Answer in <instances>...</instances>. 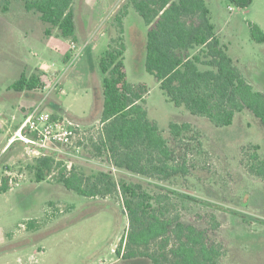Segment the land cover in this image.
Segmentation results:
<instances>
[{"label":"rangeland","instance_id":"rangeland-1","mask_svg":"<svg viewBox=\"0 0 264 264\" xmlns=\"http://www.w3.org/2000/svg\"><path fill=\"white\" fill-rule=\"evenodd\" d=\"M206 3L229 55L243 75L264 91V42L252 38L249 26L253 22L264 31V0H253L245 8L230 0ZM117 4L115 10L112 0H74L77 32L76 48H72L71 38L63 37L58 29L47 37L49 24L38 13L27 11L22 0H0V264H153L147 257L123 256L125 248L121 254L115 252L126 221L129 226L117 189L107 196L79 195L59 181L63 164L47 180L37 182L33 167L38 157L17 135L39 104L60 119L99 114L103 78L99 61L110 45H119L121 37L127 45V79L147 85L142 104L169 140L176 161L197 139L207 152L195 148L189 152L191 172L186 176L163 180L125 172L96 148L102 127L99 115L80 124L72 145L51 144L50 151L58 153V162L86 175L112 170L116 181L125 174L156 192L169 193L172 212H178L185 223L206 229L210 243L221 247L220 264H264V180L252 176L243 165L244 149L259 144L264 155L262 122L245 110L236 114L232 125L220 127L168 100L145 69L144 46L135 38L143 32L139 18L129 16L124 24L127 14H121L133 6L131 0ZM22 72L41 75L43 82L36 90H11ZM171 122H191L194 132L187 135L193 140L173 138ZM4 181L10 188L7 192L1 191ZM213 216L220 223L218 228L213 226ZM174 243L172 239L166 250ZM159 247L157 241L145 251Z\"/></svg>","mask_w":264,"mask_h":264},{"label":"trees","instance_id":"trees-1","mask_svg":"<svg viewBox=\"0 0 264 264\" xmlns=\"http://www.w3.org/2000/svg\"><path fill=\"white\" fill-rule=\"evenodd\" d=\"M22 1L27 11L38 13L40 19L49 24L45 29L47 37L58 29L63 37L75 40L74 0ZM230 1L245 8L253 0ZM131 3L148 26L145 69L155 77L168 100L176 106L184 105L192 114L204 116L220 127L232 125L236 114L250 110L264 127V91L243 75L229 55L227 45L216 32L206 0H131ZM127 11L125 8L121 15ZM118 19L123 32L122 18ZM249 26L252 38L263 43L262 28L253 22ZM126 51L127 45L121 37L118 46L110 45L101 55L102 109L99 114L92 113L83 119L70 115V118L84 123L100 116L101 137L96 148L108 154L118 169L163 180L189 175V152L193 148L199 153L207 152L202 141L197 139L198 143L187 149L182 160L176 161L169 140L149 118L142 104L149 91L147 85L127 79ZM42 82L41 75L28 76L22 72L9 88L17 92L32 91ZM169 132L175 139L193 140L187 135L194 132L191 122H171ZM57 159L58 153L52 151L35 159L33 169L37 182L47 180L53 170L63 164L59 181L79 195L107 196L115 189L120 192L129 226L121 246L115 249L118 254L125 248L127 253L123 256L147 257L153 264H220L221 247L210 243L206 229L185 223L178 212H172L174 204L169 193L156 192L125 174L116 181L112 170L86 175ZM243 165L252 176L264 180V155L259 144L244 149ZM9 189L4 181L1 191ZM213 222L214 228L220 226L215 216ZM172 239L174 245L166 250ZM157 241L159 250L145 251Z\"/></svg>","mask_w":264,"mask_h":264},{"label":"built area","instance_id":"built-area-1","mask_svg":"<svg viewBox=\"0 0 264 264\" xmlns=\"http://www.w3.org/2000/svg\"><path fill=\"white\" fill-rule=\"evenodd\" d=\"M72 48L76 43L71 39ZM77 56L78 52L75 53ZM80 122L69 118H55L39 104L28 114L19 128L17 135L26 143L30 152L37 157L46 155L51 144L72 145L75 130Z\"/></svg>","mask_w":264,"mask_h":264},{"label":"crops","instance_id":"crops-1","mask_svg":"<svg viewBox=\"0 0 264 264\" xmlns=\"http://www.w3.org/2000/svg\"><path fill=\"white\" fill-rule=\"evenodd\" d=\"M116 3H118V0H112V5H113L115 10L118 9L119 6H120V4L116 5ZM129 16H131V17L135 16V17L139 18L138 20H139V23L141 24V26L143 28V32H142V34H140L138 32V34L135 35V38H136V41H137L138 45L145 46L146 33H147V30H148V26L145 24L142 16L137 12V10L133 6L129 8V11L127 12V15L125 16V21H124L125 26H127L126 25V21L128 20ZM62 108H64V110H69L66 107H62Z\"/></svg>","mask_w":264,"mask_h":264},{"label":"water","instance_id":"water-1","mask_svg":"<svg viewBox=\"0 0 264 264\" xmlns=\"http://www.w3.org/2000/svg\"><path fill=\"white\" fill-rule=\"evenodd\" d=\"M127 231V221L125 222V224L123 225V228L118 236V239H117V243L123 238V236L125 235Z\"/></svg>","mask_w":264,"mask_h":264}]
</instances>
